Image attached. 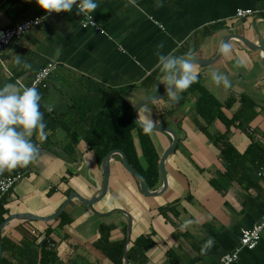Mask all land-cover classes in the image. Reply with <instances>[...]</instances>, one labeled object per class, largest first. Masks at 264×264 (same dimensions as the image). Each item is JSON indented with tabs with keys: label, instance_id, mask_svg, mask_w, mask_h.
Wrapping results in <instances>:
<instances>
[{
	"label": "crops",
	"instance_id": "1",
	"mask_svg": "<svg viewBox=\"0 0 264 264\" xmlns=\"http://www.w3.org/2000/svg\"><path fill=\"white\" fill-rule=\"evenodd\" d=\"M238 9L253 14L238 17ZM44 12L36 0H0V27ZM92 15L96 25L75 8L52 13L0 50V86H30L45 65L55 64L47 87L38 88L47 122L45 135L31 137L38 156L0 172V177L22 173L1 200L6 213L0 222V264H117L97 246L102 223L113 227L111 242L125 240L122 264L128 237L129 262L219 264L239 246L243 229L264 213V52L256 49L257 38L264 36V0H100ZM224 45L230 50L220 53ZM158 50L193 60L201 87L221 103L233 99L223 108L228 117L241 108L246 112L245 128L235 121L228 138L241 154L258 145L244 165L227 173L220 148L208 136L227 131L222 120L208 125L209 134L203 132L205 121L195 112L199 94L190 89L196 80L177 92L178 100L162 97ZM17 57L26 64L18 65ZM213 70L227 75L231 86L217 85ZM243 95L252 100L251 108L244 109ZM150 97L156 98L141 106L139 119L171 127L178 135L165 165V191L144 194L113 157L104 197L92 207L70 199L96 196L103 170L82 136L72 148L67 127H89L115 98L135 106ZM162 134L151 130L160 157L172 143ZM214 178L223 189L211 182ZM162 183L160 171L157 186H147L156 190ZM233 264H264V232L259 245L242 250Z\"/></svg>",
	"mask_w": 264,
	"mask_h": 264
},
{
	"label": "trees",
	"instance_id": "2",
	"mask_svg": "<svg viewBox=\"0 0 264 264\" xmlns=\"http://www.w3.org/2000/svg\"><path fill=\"white\" fill-rule=\"evenodd\" d=\"M190 89L191 91H197L199 94L195 112L205 121V126L201 127L203 132L209 134L207 127L216 119L222 120L227 126V131L225 133L219 132L209 134L208 136L213 143L220 148V157L228 167L227 173L233 172L234 167L242 166V164L244 165V163L249 161V155L254 153L256 150H260L258 145L253 143L244 154H241L228 141L230 127L235 121H239L240 126L245 128L242 123L246 116V112H244L241 108V110L235 113L232 117H228L223 108H229L233 99H229L225 103H221L210 91L199 85V78L193 83ZM115 99L112 100L109 107H105L102 111L95 115V118L90 123L89 127L86 128L81 126V131H79V127L73 128L71 125V127H67L69 139L73 142L72 148H74L77 143V138L82 136L83 139L89 143L99 166H101L103 158L109 151L114 149L122 150L135 170L143 175L147 185L153 189L159 182V164L161 157L153 141V137L151 136V130L148 131L137 125L133 118L134 106L132 104L125 99ZM241 99L244 104L247 105L244 109L247 107L251 108L249 106H253L251 105L252 100L247 96L243 95ZM163 134L166 135L170 141H172L170 135L165 132H163ZM262 153L259 155L262 156ZM261 156H257V159L261 158ZM113 159L119 161L123 168L127 171L119 155L114 156ZM130 175L133 177L132 174ZM231 175L229 176L233 178L234 176ZM211 182L218 189L224 188L223 185L219 184L220 181H218V179L214 178ZM5 213L6 210L4 209V201H0V222L4 220ZM112 228V225L104 223L101 224V237L97 241V246L114 262L122 264L125 240L120 242H111L109 237Z\"/></svg>",
	"mask_w": 264,
	"mask_h": 264
},
{
	"label": "clouds",
	"instance_id": "3",
	"mask_svg": "<svg viewBox=\"0 0 264 264\" xmlns=\"http://www.w3.org/2000/svg\"><path fill=\"white\" fill-rule=\"evenodd\" d=\"M36 2L49 13L71 12L75 8L79 15L86 16L92 22V13L100 7V0H36ZM159 48H163V45ZM221 50L227 53L230 46L224 45ZM186 55L191 56L192 53ZM157 56L158 65L164 73L161 83L165 85L166 96L178 100L177 92L188 88L198 79L194 61L186 56L163 53L159 50ZM16 63L26 64L19 57ZM238 63L243 64L244 60L240 59ZM211 79L217 85L231 86L228 76L218 70L212 71ZM41 101L42 94L36 86L12 82L0 86V172L26 166L38 156L40 149L31 137L34 132L45 135L44 130L47 128ZM51 110L49 106L48 111ZM144 127L150 131L152 125L144 122ZM212 243L211 239L207 241V245Z\"/></svg>",
	"mask_w": 264,
	"mask_h": 264
},
{
	"label": "built area",
	"instance_id": "4",
	"mask_svg": "<svg viewBox=\"0 0 264 264\" xmlns=\"http://www.w3.org/2000/svg\"><path fill=\"white\" fill-rule=\"evenodd\" d=\"M56 12H47L45 10L44 14L37 15L32 18L25 19L9 28H1L0 27V50L4 47L8 46L15 39H19L23 37L25 33L30 31L32 28L43 23V19L45 16L50 15ZM253 14V10L251 9H238L236 15L238 17H245ZM89 22L92 25H96V22L93 20ZM55 68V64L50 62L45 65L33 78L30 86L47 87L48 79ZM260 174H264L263 171ZM22 178V173L15 172L6 174L0 177V201L11 191V189L15 186V184ZM264 232V213L262 214L260 220L250 228L243 229L240 244L239 246L233 250L232 252L224 254L219 264H233L237 262L240 258V253L244 249L254 250L260 243L262 235ZM128 264H140L136 261H130Z\"/></svg>",
	"mask_w": 264,
	"mask_h": 264
},
{
	"label": "water",
	"instance_id": "5",
	"mask_svg": "<svg viewBox=\"0 0 264 264\" xmlns=\"http://www.w3.org/2000/svg\"><path fill=\"white\" fill-rule=\"evenodd\" d=\"M241 41H243L246 45L249 46V44L244 41L243 39H241ZM258 41V45L256 47V49H260L261 51L264 52V36L262 37H258L257 38ZM260 45H263L260 47ZM260 47V48H259ZM222 49V47H221ZM220 53H222V50L220 51ZM218 56L216 57V60L218 59ZM264 61V59H262ZM162 97H167L166 95H162ZM156 98V97H155ZM155 98L150 97V98H145L142 99L141 101H139L133 109V118L135 120V122L137 123L138 126L145 128L144 127V122L141 121L138 117V111L141 108L142 105H144L145 103H147L148 101H152ZM160 99V98H159ZM152 125L151 130H159L162 132L167 133L168 135L171 136L172 138V143L170 145V147L166 150V152L163 154V156L161 157L160 160V171H161V175H162V180L163 183L161 185L160 188L156 189V190H149L147 183L145 181V178L143 177V175L141 173H139L137 170H135V168L133 167V165L129 162L126 154L120 150V149H114L109 151L106 156L103 158L102 161V170H103V186L102 189L99 191V193L92 197L91 199H84L83 197H81L78 194H73L72 197H70V199L72 198H78L82 201H84L85 203H87L89 206H93V204L95 202H97L98 200H100L102 197H104L107 193L108 190V185H109V180H110V172H111V158H113L115 155H119L122 159V162L125 166V168L127 169V171L133 175V177H135L139 183V187L142 190V192L148 196H157L160 195L161 193H163L167 187V175H166V170H165V165H166V161L167 158L175 151L177 143H178V135L175 131V129L168 127V126H164V125H159V124H153V123H149ZM68 199V200H70ZM67 204V203H66ZM65 204V205H66ZM64 205V206H65ZM63 208V207H62ZM128 244H129V237L127 239L126 242V247H125V251H124V257H123V264H128L129 263V258H128V254H127V249H128ZM2 252L1 246H0V254Z\"/></svg>",
	"mask_w": 264,
	"mask_h": 264
},
{
	"label": "rangeland",
	"instance_id": "6",
	"mask_svg": "<svg viewBox=\"0 0 264 264\" xmlns=\"http://www.w3.org/2000/svg\"><path fill=\"white\" fill-rule=\"evenodd\" d=\"M163 135V134H162Z\"/></svg>",
	"mask_w": 264,
	"mask_h": 264
}]
</instances>
